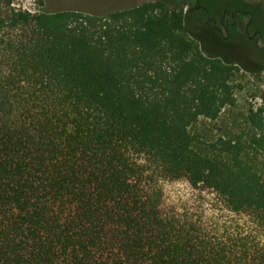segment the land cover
I'll use <instances>...</instances> for the list:
<instances>
[{
    "label": "trees",
    "instance_id": "1",
    "mask_svg": "<svg viewBox=\"0 0 264 264\" xmlns=\"http://www.w3.org/2000/svg\"><path fill=\"white\" fill-rule=\"evenodd\" d=\"M5 13L0 264H264V99L182 9Z\"/></svg>",
    "mask_w": 264,
    "mask_h": 264
},
{
    "label": "rangeland",
    "instance_id": "2",
    "mask_svg": "<svg viewBox=\"0 0 264 264\" xmlns=\"http://www.w3.org/2000/svg\"><path fill=\"white\" fill-rule=\"evenodd\" d=\"M156 0H0V13L11 7L32 13L73 10L89 14H106L131 8L144 2ZM182 9L185 29L196 39L203 53L237 64L243 76L239 79L241 89L236 92L238 117L251 106L264 99V0H160ZM21 28L11 27L7 22L0 31V64L7 63L8 42L21 35ZM24 34V33H23ZM231 113H222L216 125L231 119ZM214 133L219 134L218 129Z\"/></svg>",
    "mask_w": 264,
    "mask_h": 264
},
{
    "label": "flooded vegetation",
    "instance_id": "3",
    "mask_svg": "<svg viewBox=\"0 0 264 264\" xmlns=\"http://www.w3.org/2000/svg\"><path fill=\"white\" fill-rule=\"evenodd\" d=\"M188 2L192 3L191 1L187 0Z\"/></svg>",
    "mask_w": 264,
    "mask_h": 264
}]
</instances>
